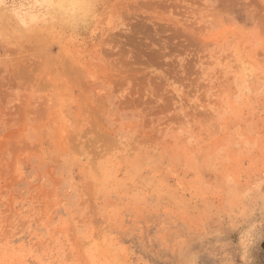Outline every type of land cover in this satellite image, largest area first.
I'll return each mask as SVG.
<instances>
[{
	"label": "rangeland",
	"instance_id": "obj_1",
	"mask_svg": "<svg viewBox=\"0 0 264 264\" xmlns=\"http://www.w3.org/2000/svg\"><path fill=\"white\" fill-rule=\"evenodd\" d=\"M51 2L0 0V264H264V0Z\"/></svg>",
	"mask_w": 264,
	"mask_h": 264
},
{
	"label": "clouds",
	"instance_id": "obj_2",
	"mask_svg": "<svg viewBox=\"0 0 264 264\" xmlns=\"http://www.w3.org/2000/svg\"><path fill=\"white\" fill-rule=\"evenodd\" d=\"M49 7L52 9L58 10H77V11H88L91 9V5L86 3L85 0H76V2H72V0H52L49 4Z\"/></svg>",
	"mask_w": 264,
	"mask_h": 264
}]
</instances>
